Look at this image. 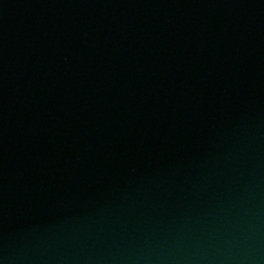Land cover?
I'll use <instances>...</instances> for the list:
<instances>
[{"label": "water", "instance_id": "water-1", "mask_svg": "<svg viewBox=\"0 0 264 264\" xmlns=\"http://www.w3.org/2000/svg\"><path fill=\"white\" fill-rule=\"evenodd\" d=\"M0 264H264V0H0Z\"/></svg>", "mask_w": 264, "mask_h": 264}]
</instances>
